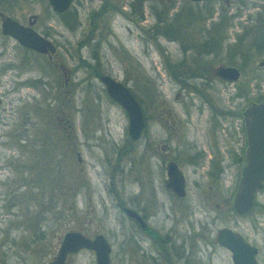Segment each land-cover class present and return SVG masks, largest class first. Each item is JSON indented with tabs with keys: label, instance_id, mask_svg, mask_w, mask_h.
<instances>
[{
	"label": "rangeland",
	"instance_id": "obj_1",
	"mask_svg": "<svg viewBox=\"0 0 264 264\" xmlns=\"http://www.w3.org/2000/svg\"><path fill=\"white\" fill-rule=\"evenodd\" d=\"M247 3L248 6L238 8L240 16L229 21L227 18L220 20L218 14L221 11L228 17L231 13H237L236 0H201L196 4L187 0H173L172 8L169 9V19L173 25L172 36L169 37H175V40L169 42L166 38L158 37V45L147 54L143 52L144 47L138 36L136 39L133 36L128 37L127 32L120 29L117 30L116 37L125 43L124 51L120 48L110 50L105 43H101L97 50L94 46L88 48V43L85 42H82L84 46L79 48L77 43L85 39L84 33L80 34L78 29L74 36L64 34L62 38L71 44V48L69 51L61 49L59 57L66 70L73 71L75 67V73L69 78L75 83L72 90L63 92L64 78L57 68L48 67L45 62L41 66L42 70L33 69L31 74L37 76L43 71L45 87L36 84L34 88L24 85L15 89L12 104H8L4 98L1 99V104L6 110L0 114L3 120L0 124V264H38L41 250L45 252L49 250L50 253L59 241L58 236L69 228L74 220L83 222L82 224L89 230L97 229L103 233L111 243V264H122L119 229L128 226L129 223L122 222L120 211L112 206V197L106 193L105 185L109 186L108 175L111 168L116 164L120 167V170L118 167L114 170L117 174L114 181L117 193L122 194V190L125 194L136 191V184L133 185L136 180L146 184L150 182L154 172L161 171L163 160L165 161L162 144L169 146L173 152L172 156L176 157L174 152L186 140L196 141L199 145L213 140L220 141L223 134L215 132L218 118L222 120L221 123L229 122L227 119L224 121L221 113L226 114V110L239 111L243 106L264 98V67L257 66V62L264 56V51L259 55L248 54L245 46V43L254 37L255 21L253 23L252 19L247 20V15L253 17L257 8L250 3L264 6V0H247ZM207 10L211 13L208 17ZM123 20L121 22H124ZM150 21L153 23L154 20ZM242 26L251 27L248 31H243ZM208 36H212V39L202 43ZM237 37H245L241 45H237ZM105 41L115 46L113 37L105 36ZM126 42L132 43L134 50L130 49ZM186 42H201L204 50L211 49L216 52L215 57L203 59L205 65L211 62L214 66L241 65L239 78L223 84L211 81L213 89L210 90L202 89L198 79L190 80L183 86L179 85L174 79L176 71L171 63L180 57L179 45ZM134 54L141 62L139 66L132 64L128 67L135 71L137 79L130 77L127 86L142 108L146 126L141 138L131 144L128 152L123 153L124 139L127 138L125 113L103 93L97 80L95 84L85 80L88 74L81 62L84 59L90 60L94 55L100 61V67L105 69L106 57L115 66L114 71L117 70V78L121 80L126 72L116 60H120L121 56L131 61ZM28 59L42 63L40 57L28 56ZM17 61L15 62L17 67L13 71L16 69L25 71L22 64ZM195 64L196 67L193 66ZM197 65L198 63L192 62L183 66L197 73ZM23 77L26 78V75L23 74ZM15 83L16 80L11 79V83L7 82L3 87L14 86ZM206 92L209 93V99L205 98ZM198 106H201L200 111ZM54 112L64 116V119L73 125L76 151L80 160H77L75 153L69 159L66 158L61 146V163L57 164L60 168L56 169L57 174L54 175L57 178H53L48 174V170L52 169L54 164L45 161L49 160L47 151L43 153L45 155L43 159L40 157L43 155L42 151L36 150L33 156H39L45 162L35 163L31 171L37 175L41 173L42 177L40 176V180L28 179L27 185H22L23 180L19 175L11 173L7 168L8 155L12 152L6 146L9 139L8 123L19 125L27 115L29 129L36 133L40 125L47 128V123L50 122L47 118L48 113L52 115ZM80 168L82 172H79ZM184 170L190 172L189 168ZM198 170L203 171V168ZM80 173L84 175L86 182L80 190L74 191V179L79 177ZM118 176L122 178L121 184H117ZM229 177V174H226V183L229 182ZM189 178L191 179L186 193L195 204L198 200L195 195L197 189L192 185L193 178L191 176ZM159 181L158 175L155 182ZM202 182L204 183V180ZM10 188L15 190L11 200L13 206L7 204V192ZM37 188L40 189L38 192ZM73 192L77 193L75 197ZM262 194L259 199L257 198L258 202H264V190ZM22 195L27 198L25 203ZM156 214V221L162 223L164 227L173 230L178 228L179 222L175 225L173 220L162 219L163 212L157 211ZM186 218L192 220L191 216ZM19 221L26 222L27 227H16ZM39 221L41 225L39 229L45 232V238L38 237L41 234L33 227ZM44 245L47 248L42 249L41 246ZM49 253L44 254L43 261L49 260ZM21 256L24 257L23 260ZM71 264L94 262L91 254L82 252L73 256Z\"/></svg>",
	"mask_w": 264,
	"mask_h": 264
},
{
	"label": "flooded vegetation",
	"instance_id": "obj_2",
	"mask_svg": "<svg viewBox=\"0 0 264 264\" xmlns=\"http://www.w3.org/2000/svg\"><path fill=\"white\" fill-rule=\"evenodd\" d=\"M51 1L53 3L49 0H0V114L6 110L1 104V99L4 98L8 104H12V100L15 98L13 95L16 94L15 89L24 85L34 88L36 84L45 87L43 71L40 72V75H31L33 69L42 70L41 66L45 62H47L48 67L57 68L61 73L64 78L63 92L72 90L75 83L69 78L71 74L75 73V67L73 71L66 70L59 57L61 49L69 51L71 48V44L62 38L64 34L69 33L74 36L78 29L80 34L84 33L85 39H81L77 43L79 48L83 47L82 42H85L88 43V48L94 46L97 50L101 43H105L110 50L120 48L124 51L125 43L120 42L116 37L117 30L120 29L126 31L128 37L133 36L136 39L138 36L142 41L141 45L144 47L143 52L145 54L158 45V37L166 38L169 42L175 40V37H169L172 36L173 28L169 19V9L172 8L173 0ZM187 1L196 4L201 0ZM248 16L249 14L247 20L252 21V18H248ZM150 20H154L153 23ZM82 21L86 23L84 24ZM136 31L140 32L136 33ZM105 36L113 37L116 42L114 43L115 46L112 45L113 43L105 41ZM19 39L32 44L34 42L39 44V40L47 41L52 49L42 45L44 50L37 51L32 47L23 45ZM180 39L184 40L183 38ZM122 41L125 42V40ZM126 43L130 49L134 50L132 43ZM179 50L180 57L171 63L174 71H176L174 79L179 78L180 81L186 83L198 79L202 89H213L211 88V81L220 84L227 82V80L217 76V67H236L232 64L214 66L212 62L205 65L203 59L215 57L216 52L211 49L204 50L201 42L180 44ZM28 56L40 57L42 63L29 60ZM133 56L131 61L121 56L120 60H116L126 72L120 80L117 78V70L114 71L115 66L110 63V60L104 57V63L107 66L103 69L100 67V61L92 55L90 60L84 59L81 62L88 74L85 80L93 84L97 80L100 83L99 88L107 97L104 85L98 80V77L102 75L120 82L130 91L127 81L130 77L137 79V76L135 71H131L128 67L132 64L139 66L141 62L136 59V54ZM16 61L22 64L21 66L25 68V71L18 69L13 71L17 67ZM192 62L198 63L199 70L197 69V73L189 71L183 66ZM193 66L196 67V64ZM236 68L238 69V67ZM23 74L26 75V78H22ZM11 79L16 80L15 85L3 87L7 85V82L11 83ZM208 94L205 93L207 99H209ZM261 102H264V99L249 104ZM245 106L239 111L226 110V114H220L224 121L226 119L229 121L221 123L222 120L220 121L218 118L215 132L223 134V139L220 141L213 140L210 143L205 142L206 144L199 145L196 141L186 140L174 152L176 157L172 156L173 152L169 146L162 144L161 149L165 161L163 160L161 171L154 172L150 182L146 183L148 190H146V184L136 180L133 184H136V191H129L125 194L122 190V194L117 193L114 187L115 175L117 176V174L114 170L116 167L120 170V167L116 164L111 168L112 170L108 175L109 186L105 185L106 193L107 196L112 197V206L120 211L122 222L127 221L129 223L128 226H122L119 229L122 264H264V202L257 200L263 195L264 182H261L260 187L254 192L252 203L244 212H238L234 203L242 177V168L245 164L246 150L247 148L253 149L248 146L247 136L243 128L242 110ZM198 110H201V106H198ZM58 111H60L59 108ZM48 114L47 118L50 122L47 123V128L45 129L43 125H40L36 133L30 131L27 115L19 125L12 122L8 123L9 139L6 146L12 152L8 155L7 168L11 173L14 172L15 175H19V178L23 180L22 185H27L28 179H41V173L37 175L31 171L34 164H38L40 161L42 163L45 161L53 162L54 167L48 170V174L57 178L54 175L57 174L56 169L60 168L57 164L61 163V146L63 153L67 156L66 158L69 159L75 153L77 160H80L76 151V135L73 125L57 112L52 115L51 113ZM249 120L253 122L256 119L250 117ZM2 121L0 117V124ZM249 137H253L252 134H249ZM137 140H131L127 136L124 139L125 149L123 153L128 152L131 149V144ZM36 150L42 151V154L47 151L49 160L43 161L44 154L40 156L43 159H40L39 156H33ZM152 154L155 156L154 153ZM171 161L177 165L183 175V195L181 196L166 186V165ZM182 161L183 163H181ZM184 168H189L190 172H185ZM199 168H203V171H199ZM79 172H82L81 168ZM226 174L230 176L228 183L225 181L227 179ZM158 175L160 181L156 183L155 178ZM189 176L193 178L192 185L197 189L195 195L198 200L195 204L191 202L186 193L190 184L189 179H191ZM116 181H118L117 184H121L122 178L118 176ZM85 182L84 175L80 173V176L74 179V191L80 190ZM39 190L37 188V192ZM73 193L75 197L77 193ZM14 194L15 190L12 188L7 192V204L9 206H13L11 200ZM26 197L21 196L24 203L27 201ZM124 208L132 210L138 216V220L129 216ZM157 211L164 213L162 219L173 220L175 225L179 222L178 228L173 230L164 227L162 223H158L156 221ZM189 216L192 217V220L186 218ZM82 223L74 220L73 224L58 236L59 241L50 253L49 250L47 252L41 250L38 264H50L55 260L66 232L79 233L86 239H93L97 234L104 236L110 247V262L112 247L109 240L97 229L89 230ZM16 227L26 228L27 225L26 222L19 221ZM33 227L38 231V234H41L38 237L45 238V232L39 229L41 227L40 221L36 222ZM41 248H47V246L44 245ZM82 252L91 254L94 262L93 251L80 248L75 252L65 254L63 264H71L73 256ZM46 253H49L50 258L43 261L42 257ZM20 258L24 259L23 256Z\"/></svg>",
	"mask_w": 264,
	"mask_h": 264
},
{
	"label": "water",
	"instance_id": "obj_3",
	"mask_svg": "<svg viewBox=\"0 0 264 264\" xmlns=\"http://www.w3.org/2000/svg\"><path fill=\"white\" fill-rule=\"evenodd\" d=\"M52 2L51 0H49ZM193 2L200 0H190ZM53 3V2H52ZM23 45L34 48L37 51H43L42 45L52 49L47 41L39 40L28 43L21 41ZM257 66L264 67V56L257 62ZM216 74L221 79L234 82L239 78V71L234 66H220L216 69ZM98 80L104 85L108 97L114 101L126 114V133L131 140H137L142 135L145 128V120L142 108L136 98L126 86L115 81L109 76L102 75ZM243 128L247 136L249 148L245 153V164L242 168V177L239 182L238 190L234 203L238 212H244L252 203L254 192L264 182V102L257 104H248L242 110ZM254 117L255 121L249 118ZM252 134L253 137H249ZM167 183L177 195H183V175L174 162H168L166 165ZM124 211L132 218L138 220V216L127 208ZM80 248H87L94 253V264H110V247L104 236L97 234L93 239H86L79 233L66 232L63 236L57 256L50 264H63L65 254L75 252Z\"/></svg>",
	"mask_w": 264,
	"mask_h": 264
},
{
	"label": "trees",
	"instance_id": "obj_4",
	"mask_svg": "<svg viewBox=\"0 0 264 264\" xmlns=\"http://www.w3.org/2000/svg\"><path fill=\"white\" fill-rule=\"evenodd\" d=\"M237 3V13H231L228 15V17L225 16V13H222L221 11L219 12L218 16L221 19L227 18L229 19V21H231L233 18L240 16V10L238 8H240V6H248L247 0H236ZM250 5H252L253 7L257 8L255 10V14H253L254 18L252 17V15L248 16V18H252V20L254 19L255 24H254V29H253V33H254V37L250 40V42L245 43L246 46V52H248V54H253L254 55H259L264 51V37H262L264 35V7L262 4H258L256 5L255 3H250ZM227 13V11H224ZM210 11L207 10V17L210 15ZM219 20V21H220ZM253 21V23H254ZM217 24V23H216ZM215 26V25H214ZM243 27V26H242ZM251 27V26H250ZM249 26H245L243 27V31H248V29L250 28ZM217 27H215L216 29ZM245 36V35H244ZM212 39L211 37H207L204 41L202 40V43H206L209 42ZM245 39V37H237V45H241V42ZM216 40V39H215ZM213 42V40H212ZM217 42V41H216ZM201 43V44H202ZM244 46V45H243ZM252 51V53H251ZM252 57V55H251ZM250 57V58H251ZM234 65V64H233ZM238 69H241V65L238 66ZM176 75V74H175ZM175 80L179 83V85L183 86L186 82L184 81H180L179 78H175ZM264 99V98H262ZM259 101V100H258Z\"/></svg>",
	"mask_w": 264,
	"mask_h": 264
}]
</instances>
